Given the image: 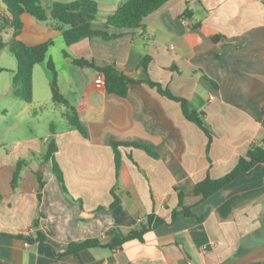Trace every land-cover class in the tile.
<instances>
[{
	"label": "crops",
	"instance_id": "crops-1",
	"mask_svg": "<svg viewBox=\"0 0 264 264\" xmlns=\"http://www.w3.org/2000/svg\"><path fill=\"white\" fill-rule=\"evenodd\" d=\"M90 1L97 4L95 23L102 24L126 0ZM5 15L0 0V17ZM21 21L19 41L53 45L33 68L30 104L13 96L16 61L0 50V264H264V163L206 199L194 194L197 183L227 175L252 144L264 142V0H169L139 28H110L118 39H83L67 48L61 25L28 14ZM11 37L12 29L0 27V42ZM145 57L150 58L147 73L139 67ZM73 59L160 84L186 100L189 110L203 113L211 140L184 118L179 103L155 88L131 84L124 98L108 94L95 84L101 73L80 68ZM48 61L86 136L67 122L44 138L22 133V125L37 117L32 107L43 103L35 102L36 83L50 86ZM55 111L62 118L61 109ZM51 139L66 194L43 159ZM111 142L145 146L157 156L120 146L116 169ZM38 175L44 184L40 191ZM112 191L119 203L109 208ZM179 192L191 216L171 221L172 212L182 209ZM150 215L164 223L145 233L143 242L85 249L78 258L62 255L71 243L107 244L116 232L127 235ZM38 232L45 244L7 236Z\"/></svg>",
	"mask_w": 264,
	"mask_h": 264
},
{
	"label": "trees",
	"instance_id": "trees-1",
	"mask_svg": "<svg viewBox=\"0 0 264 264\" xmlns=\"http://www.w3.org/2000/svg\"><path fill=\"white\" fill-rule=\"evenodd\" d=\"M6 8L7 15L0 17V27L12 29V37L7 43L0 42V50L7 49L12 54L16 61V69L13 72L12 90L13 96L21 101L30 104L33 99L32 91V73L33 68L45 61L49 48L53 45L52 41H47L38 45L28 46L18 40V36L23 28L21 16L28 14L39 22H54L61 25V36L65 48L83 40L91 38H101L104 41L115 40L120 37V34L109 33L110 28L116 29H134L141 27V23L145 17L162 7L169 0H126L118 6L114 13L106 18L102 24H96L98 9L97 4L90 0H79L71 3H52L44 5L42 0H1ZM188 12L185 13V15ZM201 27L200 25H197ZM195 26V27H197ZM63 56L68 58L66 51ZM149 57H145L139 64V67L147 73ZM72 63L80 68H91L101 73L104 80V87L108 94H113L124 98L127 95L128 87L131 84L144 83L151 88H155L160 95L173 100L180 104L184 118L195 124L207 135L211 140L210 133L203 126V113L191 111L187 107L186 100L173 96L168 90L161 87L160 84L152 82L148 78L143 81H137L130 76L118 71L113 66L97 67L95 64L85 61L73 59ZM4 71L0 68V72ZM47 71L50 74V92L51 101L55 107L61 109L62 118L68 123L71 129L77 130L82 136H86V131L81 125L78 113L74 107L60 94L57 87L56 71L51 61L47 63ZM212 88L217 89L216 83L203 78ZM51 127V131H52ZM110 146L114 152L115 167L118 169L120 164V154L118 148L120 146H132L145 151L148 155L156 157L157 155L145 146L138 144H126L111 142ZM56 151V145L51 139L49 141L48 150L44 154L43 159L51 163V169L56 179L60 183L63 193H67L64 187L63 175L55 162L53 153ZM25 161L21 160L16 164L11 187L14 189L17 184L19 173ZM264 163V142L261 144H252L244 157L239 158L237 165L227 175L212 180L205 178L197 183L194 187V194L200 195L202 199H206L219 189L223 188L239 175H248L254 164ZM39 191L43 188V182L38 175ZM114 201L109 208L115 207L119 200L111 192ZM40 199V194H38ZM178 206L182 209L172 212L171 221H174L178 215L191 216L188 208L183 206V194L178 193ZM164 221L158 217L150 215L147 217L146 224L141 225L137 230L131 231L127 235L116 232L113 239L107 244H101L98 240L91 239L82 243H71L67 250L62 255H73L78 258L79 253L85 249L97 247H106L109 249L120 248L129 241L143 242L145 233L163 224ZM13 238L22 239L28 243L39 242L46 243V237L38 232L34 237L26 235H7Z\"/></svg>",
	"mask_w": 264,
	"mask_h": 264
},
{
	"label": "rangeland",
	"instance_id": "rangeland-1",
	"mask_svg": "<svg viewBox=\"0 0 264 264\" xmlns=\"http://www.w3.org/2000/svg\"><path fill=\"white\" fill-rule=\"evenodd\" d=\"M8 58H13L12 55L6 53ZM42 101V106L38 107L35 105L32 107L33 111L37 117L29 119V121L22 125V133L27 132V134L37 133L40 137H43L50 133L52 128H62L66 125V121L61 117L56 115L55 106L50 99V86H41V83L35 85V102ZM58 108V107H57ZM34 117V116H33Z\"/></svg>",
	"mask_w": 264,
	"mask_h": 264
},
{
	"label": "built area",
	"instance_id": "built-area-1",
	"mask_svg": "<svg viewBox=\"0 0 264 264\" xmlns=\"http://www.w3.org/2000/svg\"><path fill=\"white\" fill-rule=\"evenodd\" d=\"M95 84L97 87L102 88L104 86V80L102 76H98L97 79L95 80ZM212 99V98H210Z\"/></svg>",
	"mask_w": 264,
	"mask_h": 264
}]
</instances>
